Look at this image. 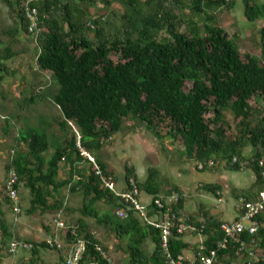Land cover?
<instances>
[{"label": "trees", "instance_id": "trees-1", "mask_svg": "<svg viewBox=\"0 0 264 264\" xmlns=\"http://www.w3.org/2000/svg\"><path fill=\"white\" fill-rule=\"evenodd\" d=\"M4 2L13 23L0 30V72L4 74L0 79L10 76L7 61L28 52V46L14 49L20 37L31 38L37 47L35 66L49 76V82L23 98L19 110L45 100L61 112L51 135L31 128L19 135L5 173L13 170L18 180L14 188L28 190L27 215L59 212L64 199L60 192L65 187L68 194L81 197L80 216L60 234L66 250L53 242L22 240L12 234L0 211L2 239L32 245L25 264H38L40 249L58 252L65 263L69 247L78 241L84 244L82 262L111 264L103 257L102 253L108 256L107 249L92 233L88 218L119 243L126 240L119 248L127 254L128 264H165L167 256L175 259L190 248L183 241L185 235L175 229L163 248L160 230L135 214L119 219L114 212L101 213L95 207L101 203L113 211L121 206L120 196L102 180L115 186L112 170L94 153L127 123L151 131L159 141L170 137L183 146V162L195 168L202 164L200 171L216 166L228 172L251 171L253 184L246 190H234L233 196L246 202L259 199L264 192V64L251 54L242 59L233 37L220 26V15L233 9V0H39L31 4L39 15L37 29L31 32L25 17L26 0ZM241 2L247 22L264 19V0ZM115 4L121 6V12H116ZM260 33L258 44L264 59V27ZM226 112L236 121L232 137L227 133ZM76 133L94 163L81 156ZM21 145L25 151L20 150ZM246 148L251 149L249 157L244 155ZM50 149L46 159L43 154ZM210 160L212 167L207 165ZM61 166L68 169L64 179L59 178ZM125 176L126 189L133 179L140 193L158 199L157 170L150 169L142 183L132 169H127ZM201 189L215 197L221 191L218 184H203ZM0 196L12 206L3 187ZM152 206L149 218L162 219L169 211L170 221L177 224L182 217L180 197L159 211ZM239 209L241 212L242 207ZM256 220L257 233L242 236L246 241L243 251L237 255L239 245L230 241L227 249L217 251L215 264H264V211ZM184 222L201 230L204 255L216 249L222 239L221 221L205 215L201 223ZM148 242L153 246L150 252L145 248ZM248 251L258 260L250 259Z\"/></svg>", "mask_w": 264, "mask_h": 264}, {"label": "rangeland", "instance_id": "rangeland-1", "mask_svg": "<svg viewBox=\"0 0 264 264\" xmlns=\"http://www.w3.org/2000/svg\"><path fill=\"white\" fill-rule=\"evenodd\" d=\"M233 1L235 2L234 8L231 11H224L220 15V26L223 27L231 37H233V40L240 50L242 59H244V55L251 54L258 59L260 64H264V59L262 58L260 52L261 47L258 44L261 38L260 29L264 25V19H258L253 23L247 22V20L243 16L241 0ZM98 8L101 9V6L99 5ZM113 8L116 10V12L118 11V13L122 11L121 6L118 4L113 5ZM217 11L218 10H216V12ZM93 13L98 14V11L94 10ZM12 23L13 22L9 16V9L7 5L5 4L4 0H0V30L2 29V27L11 26ZM19 41L20 42L14 47V49L25 48L28 46V52L19 55L18 57L20 58L15 59L16 62H18V66L10 64L12 61L7 62V65L9 67L11 66L13 68V71L15 70L16 72H18V74H15L13 75V77H9L7 80H5L6 83H4L6 84L7 88L4 87L5 85H3V87L1 88L0 85V191H2V185L7 178L4 166L9 159V156L11 157V154H13L16 136L18 135V137H21L19 135L25 134L26 131H28V129L30 128L39 131L46 130L47 133L51 135L54 130L56 131L57 129V125L53 123L54 120L61 117V112L59 111V109L45 100L30 105L27 110H18V105L20 106L22 105V103L19 99L16 98H19L22 88L24 89L22 91L24 95L23 97H26L25 95H27V93L29 92L26 82L23 81L27 79V73H24L22 70V67L24 65L23 62L25 61L26 63H28L27 60L29 58V60L31 61V57L37 51L36 44L32 43L25 35H22ZM26 57L28 59H26ZM40 78L42 79L41 83L43 84L49 82L48 75L42 74L40 75ZM17 85L18 87H16ZM23 86H25L26 88H24ZM13 105L16 107H14ZM225 119L230 126V128L227 130V133L232 137L235 134L236 121L234 120L230 112L225 113ZM25 149L26 148L21 145L20 150L25 151ZM183 151L184 149L182 145L174 143L173 151L169 155L173 159L180 160L183 159ZM51 153L52 150L50 149L43 155L46 159H48ZM250 154L252 153L246 152L245 156L249 157ZM84 166L85 169L88 168V165L85 164ZM221 168V166H216L211 173H221L223 175V171L221 170ZM67 172V169L65 170V168L61 166V175L66 176ZM225 175H228L229 181L233 183L232 185H237L241 188H248L254 182V175L250 171L234 172L230 174L225 173ZM165 182L166 184L173 185L176 184V179L175 177H170ZM157 185L158 188L162 190L164 184L160 182V180L157 181ZM60 195L64 197L63 204L66 203L60 221L64 224L65 228H68L80 216L78 209L81 207V197L79 195L68 194V187L63 188L60 192ZM204 195L207 194L204 193ZM208 195L210 197V201L204 200L199 196H195L193 193H191V197H189V203H186L185 207L183 208L184 215L195 216L194 208H199L201 206L209 212L212 209L215 211H222L226 202H228L229 204V206H227L226 212L230 216H233L235 214L234 205H236L237 203L235 199L232 200V202L228 199H224V202H220L217 201V199L213 195ZM141 198L142 200H150V197L146 194H143ZM29 199L30 195L28 190L24 187H20L18 193V203L22 208V212L16 215L13 209L9 207V205L4 203L0 196V211L3 213V219L5 220L12 234L20 237L24 241H34L37 243L51 241L58 247L65 249L66 243L63 241L60 235L61 231H64L65 229L55 231L56 227L53 221L57 219V213H47L44 215H27L26 210L29 206H27L25 209L22 206L28 204ZM95 207L101 213L114 212V210L112 211L110 207H107L101 203H97ZM158 217L159 216H152L149 218V221L152 223L153 221L157 220ZM214 217H216V215H214ZM217 217L220 218L222 216L217 215ZM87 221L91 227L92 233L100 238L103 245L106 247L108 255L106 256V259L110 260L111 264H128L127 254H125L119 248L123 247V244L126 243V240H124L122 242L123 244H121L115 239L113 234L106 232L103 228L99 227L93 219L88 218ZM46 228H49V231H47ZM185 236L188 237L190 241L193 240V242L188 243L191 247L194 248L198 247V242L194 243V241H202V237H196L197 235H192V237H190L189 234H185ZM195 237L196 239H194ZM2 242H4L5 244L2 245ZM9 247L10 240H3L0 233V264H25L28 262V259L31 256L30 251L17 250L11 252ZM145 248L150 252L152 251L153 246L151 243H147ZM39 258L41 259V263L38 264H61L59 253L56 251L40 249Z\"/></svg>", "mask_w": 264, "mask_h": 264}, {"label": "crops", "instance_id": "crops-1", "mask_svg": "<svg viewBox=\"0 0 264 264\" xmlns=\"http://www.w3.org/2000/svg\"><path fill=\"white\" fill-rule=\"evenodd\" d=\"M259 1L262 2V0ZM263 27L264 25L262 26V28ZM29 40L32 43H34L31 38H29ZM35 57H36V53L31 57V61L29 60L30 58L28 59L26 57V59H28L27 60L28 63H26L25 61L23 62L24 65L22 67V70L24 73H27V79L23 81L26 82L27 89L29 90V92L27 93V95H25L26 97H23L24 95L22 91L24 89L22 88L19 98H16L19 99L20 101H22L23 98L29 97L33 89L41 85L42 79L40 78V75H42V73H40L35 66V62H34ZM16 58H20V57H16ZM16 58L10 60L12 61L10 64H14V66L16 65L18 66V62H16L15 60ZM7 62L5 63L6 65ZM7 68L8 70H10V76H4L3 79H0L1 88L3 87V85H5L4 86L5 88H7L5 84L6 83L5 80H7L9 77H13V75L15 74H18V72H16L15 70L13 71V68L11 66L9 67L7 65ZM3 75L4 74L0 72V77ZM16 87H18V85ZM23 87L26 88L25 86ZM19 107L20 106L18 105V110ZM17 140H18V135L15 138V148H16ZM174 143L176 142H173L170 137H166L164 141H159L151 131L142 128L140 126L134 125L133 123H127L125 127L121 129L117 134H115L109 142L103 145V147L99 152H97L96 154L94 153V157L100 163H103L112 170L115 178V190L117 192H122L127 187V182L125 178L127 169H132L134 171L135 177L139 183H142L146 180L148 171L150 169L157 170L159 172V177L157 181L160 180V182L164 184L162 190L159 189L160 194L157 197L161 199V202L165 207H170L174 203V199L175 198L178 199L180 197L182 199L183 208H184L186 203H189L190 200L189 197H191V193H193L195 196H199L204 200L210 201V197L208 193H206L204 190L201 189V185L203 184H208V185L218 184L221 187L219 196L218 197L214 196L217 199V201L220 202L221 201L224 202V199H228L229 201L232 202V200L235 199L233 196L234 190H246L249 188V187L241 188L238 187L237 185H232L233 183L229 181L228 175H225V173L230 174L234 172H228L223 170L222 168L221 170L223 171V175L221 173L220 174L211 173L213 172V170L199 171L195 168L193 164L184 163L182 159L177 160L171 158L169 154L173 151ZM246 152L250 153L251 149L246 148L244 151V155L246 154ZM251 155L252 154H250V156ZM83 168H85V166ZM66 169L67 168H65V170ZM63 177L64 175H61V173L59 172V178L64 179ZM170 177H175L176 184L173 185L166 184L165 181L168 180ZM204 193H206L207 195H204ZM143 194L145 193H140L141 196ZM73 195H78V194H73ZM140 195H139V200L141 204L145 207L146 212L147 213L151 212L153 210L152 201L154 198L146 194L147 196L150 197V200L143 199L144 200L143 201ZM29 202L28 204L23 205L22 207L25 209L27 206H29ZM236 202H237L236 205H234L235 214L233 216L232 215L230 216L226 212L227 206H229L228 202H226L222 211H215L212 209L209 212L206 211L202 206L199 208L196 207L194 208L195 216L193 215L185 216L184 212L182 211L181 220L192 219L195 220L196 222L201 223L205 215H207L208 217H212L218 221H231L234 220L240 213V209H239L240 206H238L239 205L238 200H236ZM214 215H216V217H214ZM217 215L222 217L218 218ZM46 230L49 231V228H46ZM189 235L190 237H192L191 234ZM196 237L194 239H196ZM183 241L188 245H189L188 242H193V240L190 241L186 236L183 238ZM196 242H198V244L200 243L199 241H194V243ZM193 249L194 247L190 246V248L187 251H185L184 254L188 256L191 255ZM39 263H41V259ZM61 264H64L63 261H61Z\"/></svg>", "mask_w": 264, "mask_h": 264}, {"label": "built area", "instance_id": "built-area-1", "mask_svg": "<svg viewBox=\"0 0 264 264\" xmlns=\"http://www.w3.org/2000/svg\"><path fill=\"white\" fill-rule=\"evenodd\" d=\"M38 1L39 0H26L25 17L29 23L28 30L30 32L36 31L37 26L39 24L38 11L35 7L31 6L32 3ZM73 130L75 131V129ZM79 139L80 136L78 133H76V141H77L76 147L79 150L81 156L88 159L91 163H94L93 158H91L80 146ZM233 161L235 162V160ZM207 165L208 167H212L214 166V163L212 160H210L208 161ZM196 169L199 171L203 170V165L197 163ZM95 170L98 175H101L100 170L97 167L95 168ZM102 180L105 187L109 188L110 190H114L121 198L122 201L121 206L117 207L114 210V215L119 219H126L129 217L130 213H133L144 223L149 224L154 228L160 230L161 238L163 241L162 242L163 248H165L168 237L171 235L172 229H175L177 234L179 235L191 234L202 237V241L198 244L197 252L193 251L189 256L183 254L176 257L175 259L169 258V256H167V261L165 262V264H215L217 262V251L227 249V245L229 244L230 241H234V243L239 245L237 248V255H239V253L242 252L244 247L246 246V241L242 236L245 234L248 236H253L257 233L259 224L258 221L256 220V217L260 215L261 212L264 211V192L260 193L259 199L254 202H246L242 198L239 199L238 203L239 206L242 207V211L238 214V216L234 220L221 221V224L219 226V231L222 234V239L219 242H217L216 249L210 250L207 255H204L203 254V251L205 250L203 246L204 238L201 235V230L198 229L197 227L193 225H188L181 219L178 220L177 224H173L169 218V211L162 216V219L158 218L152 223L149 221L148 213L146 212L145 207L141 204L139 200L140 192L135 186L133 179H129V188H127L126 191H122V192H117L115 190V186L111 182H108L103 178ZM17 182H18L17 176L15 172L11 170L9 171L3 185L5 194L12 201L11 208L13 209L16 215L22 212V208L18 203L19 191L14 188ZM176 202H177V198L174 199V203ZM152 204H154L155 209H157L158 211L164 207V205L162 204L159 198L153 199ZM65 206L66 203H64L62 209L59 212H57L56 215L57 219L53 221L56 227L55 231L67 229L64 227V224L60 221ZM72 234L74 235V231H72ZM48 243L51 244L52 242L49 241ZM31 249H32V245L27 244L25 242L14 241L10 244L11 252L17 250L29 251ZM83 250H84V244L82 241H78L77 243H74L68 249L64 264H98V262H92V261L82 262ZM97 251L102 253L100 248H97ZM102 255L104 258H106V256L103 253ZM248 256L250 257V259L254 261L258 260L252 251H248ZM240 257H242V255H240ZM107 261L111 263L110 260L107 259Z\"/></svg>", "mask_w": 264, "mask_h": 264}, {"label": "water", "instance_id": "water-1", "mask_svg": "<svg viewBox=\"0 0 264 264\" xmlns=\"http://www.w3.org/2000/svg\"><path fill=\"white\" fill-rule=\"evenodd\" d=\"M66 143V139L63 141V144H65Z\"/></svg>", "mask_w": 264, "mask_h": 264}]
</instances>
